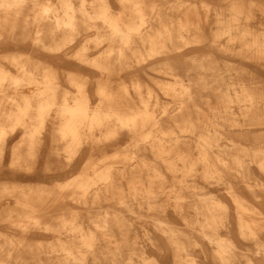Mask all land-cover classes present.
Listing matches in <instances>:
<instances>
[{
    "label": "bare ground",
    "instance_id": "1",
    "mask_svg": "<svg viewBox=\"0 0 264 264\" xmlns=\"http://www.w3.org/2000/svg\"><path fill=\"white\" fill-rule=\"evenodd\" d=\"M0 264H264V0H0Z\"/></svg>",
    "mask_w": 264,
    "mask_h": 264
}]
</instances>
